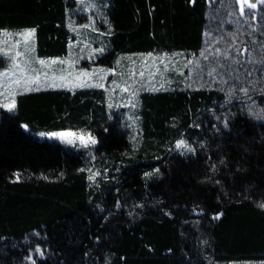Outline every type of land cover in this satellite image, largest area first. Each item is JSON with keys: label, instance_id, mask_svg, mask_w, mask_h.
Masks as SVG:
<instances>
[{"label": "trees", "instance_id": "1", "mask_svg": "<svg viewBox=\"0 0 264 264\" xmlns=\"http://www.w3.org/2000/svg\"><path fill=\"white\" fill-rule=\"evenodd\" d=\"M95 1L107 33L89 70L204 48L210 0ZM79 8L0 0V30L34 28L36 56L66 58L78 53L69 21L89 19ZM233 66L246 97L189 87L174 69L164 88L137 91L133 118L91 85L31 89L0 106V264H264V119L248 113L264 109V56ZM61 130L96 143L40 135Z\"/></svg>", "mask_w": 264, "mask_h": 264}, {"label": "rangeland", "instance_id": "2", "mask_svg": "<svg viewBox=\"0 0 264 264\" xmlns=\"http://www.w3.org/2000/svg\"><path fill=\"white\" fill-rule=\"evenodd\" d=\"M76 2L80 5L79 10L87 14L97 8L95 0H76ZM210 3L209 25L206 29L207 43L205 42L199 55L187 53L128 55L126 65H120L119 68L103 62L102 64L107 68L103 65H95L89 70L92 60L102 51L99 40L107 33L106 26L100 27L92 14L89 15L88 20H86L88 17L83 14V17L77 16L69 21L73 36H77V42H73V47H77L78 53L70 54L66 58L36 56L34 28L1 29L0 56L6 57L7 64L0 70V106L13 109L16 95L31 89H78L91 85L106 91L111 107H128L130 116L133 118L135 111L131 112L137 105L135 101L137 91L141 87L152 90L164 88L173 81L169 73L174 69L176 73L180 71L184 74L182 81L189 87L215 88L229 98H244L247 92L238 86L237 67H230L232 64L227 61V57L229 60H237L232 53L233 46H225V41L212 37L211 32L232 33L229 28V25H232L241 33L245 25L238 20L234 7L226 0H210ZM226 6L231 8L220 9ZM99 20L98 23H100ZM257 31L253 26L250 27L249 32L252 35H255ZM93 32L97 34V40L93 39ZM79 41L82 42L79 44ZM253 57L252 54L251 59ZM84 58L91 60L84 64ZM256 108L248 112L250 117L264 119V109ZM40 135L82 149H88L96 143V138L84 131L61 130L40 133ZM176 146L179 149H185L186 142L179 140ZM239 264H249V262Z\"/></svg>", "mask_w": 264, "mask_h": 264}, {"label": "flooded vegetation", "instance_id": "3", "mask_svg": "<svg viewBox=\"0 0 264 264\" xmlns=\"http://www.w3.org/2000/svg\"><path fill=\"white\" fill-rule=\"evenodd\" d=\"M226 2L234 7L238 15V20L245 25L241 33L232 25H229V28L234 31V33H223L222 40L225 41V46H233L232 53L237 58V60H229L227 57V61L239 67L244 63L257 67L264 56V36L260 39L261 32H259L258 28L261 24L264 28V0H251L249 5L246 6V4H244L246 8L243 13L240 11L239 0H226ZM230 8V6L220 7V9L227 10ZM251 26L258 30L255 35L249 32ZM244 37L245 40L241 41L240 44L236 42L237 38L242 40ZM252 54L254 57L251 59Z\"/></svg>", "mask_w": 264, "mask_h": 264}, {"label": "water", "instance_id": "4", "mask_svg": "<svg viewBox=\"0 0 264 264\" xmlns=\"http://www.w3.org/2000/svg\"><path fill=\"white\" fill-rule=\"evenodd\" d=\"M239 1H240V11L241 13H243L245 11L246 6L249 5L251 0H239ZM244 4H246V6ZM1 122H2V112L0 111V124Z\"/></svg>", "mask_w": 264, "mask_h": 264}]
</instances>
